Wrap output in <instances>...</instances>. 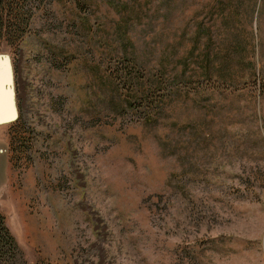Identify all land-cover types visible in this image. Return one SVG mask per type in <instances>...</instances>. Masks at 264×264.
Here are the masks:
<instances>
[{
  "label": "rangeland",
  "instance_id": "1",
  "mask_svg": "<svg viewBox=\"0 0 264 264\" xmlns=\"http://www.w3.org/2000/svg\"><path fill=\"white\" fill-rule=\"evenodd\" d=\"M0 52L20 261L264 264V0H0Z\"/></svg>",
  "mask_w": 264,
  "mask_h": 264
},
{
  "label": "water",
  "instance_id": "2",
  "mask_svg": "<svg viewBox=\"0 0 264 264\" xmlns=\"http://www.w3.org/2000/svg\"><path fill=\"white\" fill-rule=\"evenodd\" d=\"M0 64H5L7 67V75L0 85V94H2V100L0 101V127H3L15 123L19 119V111L16 100L14 68L10 54L0 52Z\"/></svg>",
  "mask_w": 264,
  "mask_h": 264
},
{
  "label": "trees",
  "instance_id": "3",
  "mask_svg": "<svg viewBox=\"0 0 264 264\" xmlns=\"http://www.w3.org/2000/svg\"><path fill=\"white\" fill-rule=\"evenodd\" d=\"M3 262L25 264L19 260L15 238L12 236L0 214V264Z\"/></svg>",
  "mask_w": 264,
  "mask_h": 264
}]
</instances>
